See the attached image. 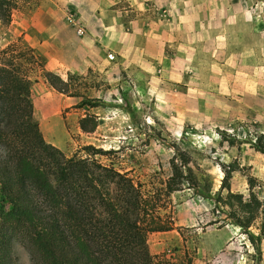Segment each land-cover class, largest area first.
I'll return each instance as SVG.
<instances>
[{
    "label": "rangeland",
    "instance_id": "1",
    "mask_svg": "<svg viewBox=\"0 0 264 264\" xmlns=\"http://www.w3.org/2000/svg\"><path fill=\"white\" fill-rule=\"evenodd\" d=\"M8 1L14 10L8 24L0 21V49L25 43L22 20H29L43 0ZM220 1L225 8L233 7L240 26L248 24L244 45L252 51L242 52L240 43L238 57H230L232 62L229 57H218L222 76H231L227 65H238L244 89H239L238 96H224L207 112H188L183 104L173 108L161 105L150 74L138 77L137 83L124 72L114 75L119 63L115 60L106 78L90 71L81 76L83 79L73 80L85 98L100 100L97 108L78 109L83 99L70 102L67 98L71 97L64 95V102L75 104L62 114L52 112L47 126L34 115L45 140L66 157L92 145L110 152L101 158L104 164L143 183H160L171 175L175 149L190 159L197 188L187 184L171 197L174 230L149 236L151 252L166 264H264V240L253 246L244 231L227 220L225 210L216 209L215 203L218 194L228 193L223 183L230 165L240 169L228 181L231 192L248 197L249 180L253 179L257 183L254 192L264 201V155L253 148L256 138L264 133V0ZM72 15L79 24L72 11L66 13V21L77 32L68 21ZM62 77L69 79L65 73ZM43 93V86L36 87L33 102H38ZM88 114L98 117L99 127L94 134H83L79 128V121ZM258 225L250 229L254 237L259 234ZM14 255L23 264L31 263L29 251L19 242L14 244Z\"/></svg>",
    "mask_w": 264,
    "mask_h": 264
},
{
    "label": "trees",
    "instance_id": "2",
    "mask_svg": "<svg viewBox=\"0 0 264 264\" xmlns=\"http://www.w3.org/2000/svg\"><path fill=\"white\" fill-rule=\"evenodd\" d=\"M12 3L0 0V21L10 22ZM45 69L34 49L23 42L0 49V264H23L15 242L30 254V264H166L149 247V236L174 230L171 197L193 183L191 161L175 149L171 175L160 183L136 181L106 165L110 152L89 145L68 158L48 143L34 119L32 90L43 79L56 92L83 99L76 108H97L73 84L84 77ZM98 117L79 121L83 134H94ZM264 155V133L253 143ZM239 167L230 165L216 209L248 236L264 240V201L249 180L248 197L232 193L228 181ZM257 237L250 233L255 225Z\"/></svg>",
    "mask_w": 264,
    "mask_h": 264
},
{
    "label": "crops",
    "instance_id": "3",
    "mask_svg": "<svg viewBox=\"0 0 264 264\" xmlns=\"http://www.w3.org/2000/svg\"><path fill=\"white\" fill-rule=\"evenodd\" d=\"M68 11L85 28L84 36L66 21ZM22 26L23 41L47 71H93L106 78L113 53L119 62L114 75L124 72L137 83L150 74L157 102L183 104L188 112H207L224 96H238L244 90L238 65H227L231 76H222L218 57H238L240 43L242 52L252 51L244 45L248 24L240 26L233 7L220 0H43ZM38 86L44 93L34 102V115L42 125L52 112L62 114L75 104L64 102L45 81L34 85L32 97Z\"/></svg>",
    "mask_w": 264,
    "mask_h": 264
},
{
    "label": "built area",
    "instance_id": "4",
    "mask_svg": "<svg viewBox=\"0 0 264 264\" xmlns=\"http://www.w3.org/2000/svg\"><path fill=\"white\" fill-rule=\"evenodd\" d=\"M68 21L77 27L78 36H84L85 35V33H86L85 28L82 25L77 24L76 18L74 17V15L69 16ZM107 58L109 61H115L116 60V56L113 53L108 54Z\"/></svg>",
    "mask_w": 264,
    "mask_h": 264
}]
</instances>
